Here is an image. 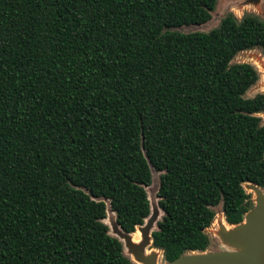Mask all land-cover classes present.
<instances>
[{
  "label": "trees",
  "instance_id": "1",
  "mask_svg": "<svg viewBox=\"0 0 264 264\" xmlns=\"http://www.w3.org/2000/svg\"><path fill=\"white\" fill-rule=\"evenodd\" d=\"M217 0H0V264H131L101 222L132 233L162 172L152 247L204 251L220 205L234 225L264 188V93L230 61L264 21Z\"/></svg>",
  "mask_w": 264,
  "mask_h": 264
},
{
  "label": "rangeland",
  "instance_id": "2",
  "mask_svg": "<svg viewBox=\"0 0 264 264\" xmlns=\"http://www.w3.org/2000/svg\"><path fill=\"white\" fill-rule=\"evenodd\" d=\"M227 15H231L235 22H239L244 16H252L260 21H264V0H217L213 10L210 12V18L206 23L182 26L172 30L180 33H207L216 28L221 19ZM230 63H246L257 73L256 82L244 93L245 98H251L258 93H264V53L261 49L254 47L238 52ZM257 116L260 118L261 123L264 124V113L257 114ZM161 174L162 172H155L150 168V184L144 189L149 204L148 216L143 220L142 225L134 228L133 233L136 232L138 234L135 233V237L133 234L124 235L119 231L115 223L114 214L108 207V202L106 200L102 201L105 204V217L101 222L107 227V234L120 242L123 256L133 264H140L136 262V256L146 257L150 255L153 249L149 242V236L156 230V224L162 217V212L157 207L158 199L156 197L158 180ZM243 190L249 197L252 207L255 191L247 185H243ZM260 190L264 193V188H260ZM212 211L214 213L212 222L204 230L208 238V246L206 249L209 251L222 250L227 248L225 243L227 240L226 233L228 231H225L223 228V224L227 223L224 221L220 205L212 208ZM152 255L154 256V264H164L161 250H155Z\"/></svg>",
  "mask_w": 264,
  "mask_h": 264
},
{
  "label": "water",
  "instance_id": "3",
  "mask_svg": "<svg viewBox=\"0 0 264 264\" xmlns=\"http://www.w3.org/2000/svg\"><path fill=\"white\" fill-rule=\"evenodd\" d=\"M243 185H247L255 191L253 206L243 215V222L241 220L237 224L228 225L229 230L226 233L227 240L225 243L227 248L216 251L205 249L204 251L185 252L172 261H164V264H264V193L256 185L250 183ZM99 200L104 201L106 199ZM139 226H135V228ZM119 231L124 235L131 234L124 233L120 229ZM149 242L152 243L151 234ZM152 250L158 249L153 247ZM136 258V262L140 264H154L152 253L143 258L138 256Z\"/></svg>",
  "mask_w": 264,
  "mask_h": 264
},
{
  "label": "bare ground",
  "instance_id": "4",
  "mask_svg": "<svg viewBox=\"0 0 264 264\" xmlns=\"http://www.w3.org/2000/svg\"><path fill=\"white\" fill-rule=\"evenodd\" d=\"M222 223H223V222H222ZM223 228H224L225 231H228V230H229V229H228L229 226H228L227 224H225V223L223 224ZM135 233H136V232H135ZM135 233H131V235L133 234V236L135 237V235L137 234V233H136V234H135ZM137 235H138V234H137ZM137 237H138V236H137ZM154 252H155V250H152V251H151L152 254H153Z\"/></svg>",
  "mask_w": 264,
  "mask_h": 264
}]
</instances>
